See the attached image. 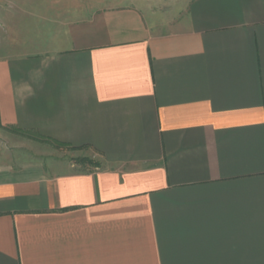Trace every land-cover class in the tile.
<instances>
[{
    "label": "crops",
    "instance_id": "0c3cea01",
    "mask_svg": "<svg viewBox=\"0 0 264 264\" xmlns=\"http://www.w3.org/2000/svg\"><path fill=\"white\" fill-rule=\"evenodd\" d=\"M76 1L0 0V127L99 158L0 151V264H264V0Z\"/></svg>",
    "mask_w": 264,
    "mask_h": 264
},
{
    "label": "rangeland",
    "instance_id": "374dc122",
    "mask_svg": "<svg viewBox=\"0 0 264 264\" xmlns=\"http://www.w3.org/2000/svg\"><path fill=\"white\" fill-rule=\"evenodd\" d=\"M47 1L48 0H39V3L37 4V0H32L33 3L31 4V7L35 9L36 6H45ZM50 2H53V20L56 25H59V23L63 21L67 22L68 17L65 12L72 7L78 6L76 0H49V4ZM25 7H28V5H25ZM40 23H46V20H40ZM0 151L2 158L3 156L11 158L13 161L11 162V165L13 166L33 162L41 164L45 168L54 165L55 168L65 172L67 170L85 171L92 168V166L99 164L98 156L87 149L71 151L59 148L49 142L35 138V135L16 132L14 130L9 131L2 129L1 127ZM71 166H74V168L71 169Z\"/></svg>",
    "mask_w": 264,
    "mask_h": 264
},
{
    "label": "trees",
    "instance_id": "16d2710c",
    "mask_svg": "<svg viewBox=\"0 0 264 264\" xmlns=\"http://www.w3.org/2000/svg\"><path fill=\"white\" fill-rule=\"evenodd\" d=\"M59 147L60 148H65L63 145H59ZM70 150H75V149H70ZM81 150H83V149H81ZM79 162V161H78ZM80 162H82V161H80ZM84 162V161H83ZM87 162V161H86ZM88 163V162H87ZM88 164H90V163H88Z\"/></svg>",
    "mask_w": 264,
    "mask_h": 264
}]
</instances>
